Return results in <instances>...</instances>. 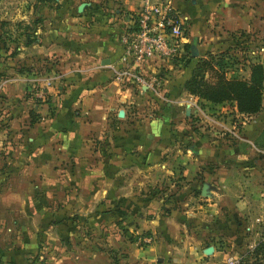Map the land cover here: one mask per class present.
Masks as SVG:
<instances>
[{
    "label": "crops",
    "instance_id": "obj_1",
    "mask_svg": "<svg viewBox=\"0 0 264 264\" xmlns=\"http://www.w3.org/2000/svg\"><path fill=\"white\" fill-rule=\"evenodd\" d=\"M29 1L39 18L0 9V23L28 24L0 27V228L20 231L27 264H223L252 250L264 217L210 181L258 168L256 119L184 91L193 60L181 68L149 59L143 73L155 92L113 79L139 0L0 6ZM244 1L175 0L185 42L203 53L227 30L252 33L259 16Z\"/></svg>",
    "mask_w": 264,
    "mask_h": 264
},
{
    "label": "rangeland",
    "instance_id": "obj_2",
    "mask_svg": "<svg viewBox=\"0 0 264 264\" xmlns=\"http://www.w3.org/2000/svg\"><path fill=\"white\" fill-rule=\"evenodd\" d=\"M236 2L239 4L246 1L236 0ZM253 2L255 3V6L251 8L252 10H249L250 8L247 7V12H249L251 16H259V23L255 22L257 28L252 33L248 29H238L234 31L227 30V32L221 30L222 32H226V38L220 41L223 43L222 46L215 45L214 48L212 47L211 50H207L203 53H197V50L195 49V57H205L206 52L212 54H216L220 51L226 52L231 58L236 59L235 64L233 65L235 68L234 75L236 76L246 77L248 75V65L252 62L260 63L264 70V0H253ZM0 9L8 14L13 12L15 16L34 15V19H36L39 18L38 16L41 14L40 11L42 10V7L38 6V4L32 5L29 1L26 3L21 2L16 6L10 5V3H5L4 6H0ZM180 16H183L182 12H180ZM26 26H28L27 23L18 22L17 25L14 23L4 24L1 28L9 32L17 29L21 31L25 29ZM185 27L186 32H188L187 25ZM195 57L192 59L193 61L195 60ZM229 75H231L230 72H227L226 76ZM262 96L263 99L259 111L249 115L241 114L244 116V119L242 118L241 121L247 122L249 116H251L250 118L254 117L256 119L255 125L258 132L252 142L255 148L264 151V148L256 145V143H264V86L262 89ZM229 118L235 121L237 127L238 125L241 126V122H239L241 116L237 117V119L233 116H230ZM257 153L256 149H252L251 155L255 156L254 154ZM256 164H258V168L252 167L245 171L234 166L231 171H226V173H224V178L221 181L212 180L210 182L212 185H218L217 190L221 193H226L233 199L235 197V199L245 200V204L251 210L250 213L253 212L254 217L256 216V220L260 221V217H264V213H262V210H264V157L261 161H257ZM246 172L251 173L249 174ZM9 200L15 202L13 198ZM23 232H25V230ZM19 233V230L12 228L8 229L5 225L0 228V264H27L28 258L24 246L22 247L15 244L16 238H18V236L20 237Z\"/></svg>",
    "mask_w": 264,
    "mask_h": 264
},
{
    "label": "built area",
    "instance_id": "obj_3",
    "mask_svg": "<svg viewBox=\"0 0 264 264\" xmlns=\"http://www.w3.org/2000/svg\"><path fill=\"white\" fill-rule=\"evenodd\" d=\"M175 0H139L136 7L127 14L119 36L122 49L119 59L122 66L112 69V77L119 84L131 85L141 91V85L151 91L156 80L147 78L143 65L151 58L166 62L178 58L185 43V17L173 4ZM34 96L41 98L43 92L34 91ZM143 238V241H146ZM239 258L227 256L223 264H235Z\"/></svg>",
    "mask_w": 264,
    "mask_h": 264
},
{
    "label": "trees",
    "instance_id": "obj_4",
    "mask_svg": "<svg viewBox=\"0 0 264 264\" xmlns=\"http://www.w3.org/2000/svg\"><path fill=\"white\" fill-rule=\"evenodd\" d=\"M4 24L6 22L2 21L0 27ZM183 49L184 52L178 58L171 60L172 64L181 68L195 57L194 45L185 42ZM235 61V58L222 51L216 54L206 52L205 57L197 56L191 72L182 81L181 88L198 99L211 103H233L237 112L244 115L254 114L259 111L263 99V66L252 62L248 65L246 77L236 76L233 67ZM227 72L231 75L226 76ZM256 145L264 148V143ZM235 264H264V235L254 248L242 255Z\"/></svg>",
    "mask_w": 264,
    "mask_h": 264
},
{
    "label": "water",
    "instance_id": "obj_5",
    "mask_svg": "<svg viewBox=\"0 0 264 264\" xmlns=\"http://www.w3.org/2000/svg\"><path fill=\"white\" fill-rule=\"evenodd\" d=\"M82 6V4H79L78 9H80ZM193 54H195V52H193ZM207 189H208V183L203 182L200 188V192L201 194L205 195L207 193Z\"/></svg>",
    "mask_w": 264,
    "mask_h": 264
}]
</instances>
